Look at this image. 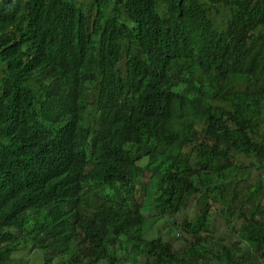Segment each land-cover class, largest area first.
<instances>
[{"label": "trees", "instance_id": "obj_1", "mask_svg": "<svg viewBox=\"0 0 264 264\" xmlns=\"http://www.w3.org/2000/svg\"><path fill=\"white\" fill-rule=\"evenodd\" d=\"M90 1L101 14L111 7L133 40L117 49L95 30L110 47L104 69L140 61L102 86L105 108L83 136L100 146L76 157L89 204L58 184L0 195L5 253L38 249L43 264H264V0ZM20 73L3 79L0 105L15 100L27 118L33 88L11 92Z\"/></svg>", "mask_w": 264, "mask_h": 264}, {"label": "clouds", "instance_id": "obj_2", "mask_svg": "<svg viewBox=\"0 0 264 264\" xmlns=\"http://www.w3.org/2000/svg\"><path fill=\"white\" fill-rule=\"evenodd\" d=\"M104 11L101 14L90 0H0V96L3 79L9 74L17 77V66L24 72L18 76L24 75V81L20 94L17 84L11 92L16 98L25 97L33 88L31 116L23 117L15 100L0 105V195L4 200L31 184L41 192H50L58 184L69 186L89 204L92 182L76 165V157L85 154L84 147L91 153L100 146L83 136L105 108L103 102L109 95L102 92V86L121 79V69L132 74L133 63L140 61L135 53L118 60L112 71L104 69L101 53L110 47L93 40L95 30L105 32L103 40L117 49H130L133 42L121 32L111 7ZM126 19L120 17L121 22ZM96 45L99 50L93 60L90 52ZM135 48L141 52L142 37ZM145 50L148 55L146 45ZM8 208L0 210V221ZM5 235L3 231L0 238ZM4 250L0 240V264H43L38 249L20 256ZM31 253L35 257L29 259Z\"/></svg>", "mask_w": 264, "mask_h": 264}, {"label": "rangeland", "instance_id": "obj_3", "mask_svg": "<svg viewBox=\"0 0 264 264\" xmlns=\"http://www.w3.org/2000/svg\"><path fill=\"white\" fill-rule=\"evenodd\" d=\"M199 208H200V207H198L197 213H199ZM195 210H196V209H195ZM187 212H191V213H192V210H188ZM184 218H185V214L182 213V214H180L179 216H177V217H175V218H172V219H174V222H175V221H178V223L181 224V223L184 222ZM172 219H170V218H166V219L162 220L160 223H158V227L155 225V228L157 229V231H156V235H157V233H158V229H161V228H162L163 223H165V224L167 225V222H169V223L171 224V223L173 222ZM223 222H224L223 220H219L218 223H217V226L220 227V226L222 225ZM177 236H179V230H178V232H177ZM181 244H182V243H181ZM181 246H183V245H181ZM34 257H35V253H31V254L29 255V259L34 258ZM138 264H140V263H138Z\"/></svg>", "mask_w": 264, "mask_h": 264}]
</instances>
